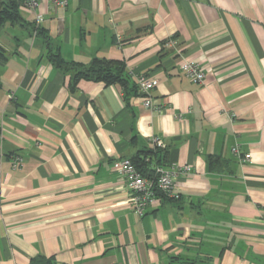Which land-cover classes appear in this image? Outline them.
Segmentation results:
<instances>
[{
  "label": "crops",
  "instance_id": "crops-1",
  "mask_svg": "<svg viewBox=\"0 0 264 264\" xmlns=\"http://www.w3.org/2000/svg\"><path fill=\"white\" fill-rule=\"evenodd\" d=\"M13 3L22 20L0 29V264H264V0H42L39 24L21 0L0 13ZM48 41L67 61L124 64L136 88H72ZM140 76L158 81L163 111L144 106ZM154 148L192 174L179 201L141 217L113 165Z\"/></svg>",
  "mask_w": 264,
  "mask_h": 264
},
{
  "label": "built area",
  "instance_id": "built-area-1",
  "mask_svg": "<svg viewBox=\"0 0 264 264\" xmlns=\"http://www.w3.org/2000/svg\"><path fill=\"white\" fill-rule=\"evenodd\" d=\"M23 6L35 13L37 23L43 21V17L37 14L42 0H21ZM53 7L66 8L69 0H51ZM171 44V41H170ZM181 71L184 75L195 84H202L205 80V72L200 63L187 59L181 64ZM139 91L143 96L144 106L157 112L164 110L159 104H154L152 91L158 85V81L152 77L140 76L137 79ZM154 147H158L161 143L159 139L152 140ZM232 153L241 160H249L250 155H243L238 146L233 147ZM14 167L21 165L22 157L14 158ZM148 161V159H146ZM152 175L145 176L130 159H122L114 163L113 169L123 178L126 188L130 193L132 204L139 216L143 217L149 207H151L158 199H166L171 201H179L181 194L177 190V179L180 176H188L192 174L189 165H178L172 163L169 165H152Z\"/></svg>",
  "mask_w": 264,
  "mask_h": 264
},
{
  "label": "trees",
  "instance_id": "trees-1",
  "mask_svg": "<svg viewBox=\"0 0 264 264\" xmlns=\"http://www.w3.org/2000/svg\"><path fill=\"white\" fill-rule=\"evenodd\" d=\"M18 3H13L0 13V29L7 21L21 22V18L18 12ZM1 53V51H0ZM48 60L58 70L64 73H70L72 75V88L75 87L80 80H89L94 82H104L106 84H119L125 91L135 89L136 86L131 84L129 75L124 74V64L115 62L105 58H95L89 66L76 61L65 60L60 52L59 48H54L48 41ZM1 88V86H0ZM161 152L154 148L152 150L143 152L142 155L131 159L136 167L145 175H152V165L156 166L161 164L162 155ZM148 159V161H146ZM211 166H213V160L218 158H211ZM31 264H57L53 259L36 258Z\"/></svg>",
  "mask_w": 264,
  "mask_h": 264
}]
</instances>
